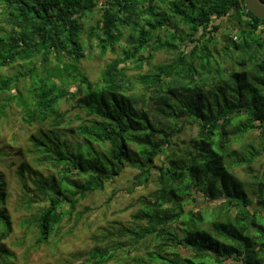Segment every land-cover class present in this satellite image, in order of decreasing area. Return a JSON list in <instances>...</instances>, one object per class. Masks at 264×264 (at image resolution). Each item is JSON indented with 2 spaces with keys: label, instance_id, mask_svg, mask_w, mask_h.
<instances>
[{
  "label": "trees",
  "instance_id": "16d2710c",
  "mask_svg": "<svg viewBox=\"0 0 264 264\" xmlns=\"http://www.w3.org/2000/svg\"><path fill=\"white\" fill-rule=\"evenodd\" d=\"M227 19L237 35L221 40L225 21L217 22ZM94 44L116 56L96 82L81 70ZM164 50L173 59L155 65ZM16 65L0 75V119L16 103L24 123L38 126L32 163L52 171L41 178L26 164L18 172L30 213L21 227L36 230L35 248L131 169L128 193L154 171L157 189L139 198L133 227L95 236L81 264H264V173L250 187L235 177L264 156V20L244 0H0V70ZM64 105L82 122L72 130L80 145L62 133L73 123ZM189 124L197 136L177 152ZM159 156L167 162L157 168ZM197 197L206 207L186 212ZM8 200L0 175V264L17 261L6 243Z\"/></svg>",
  "mask_w": 264,
  "mask_h": 264
},
{
  "label": "rangeland",
  "instance_id": "374dc122",
  "mask_svg": "<svg viewBox=\"0 0 264 264\" xmlns=\"http://www.w3.org/2000/svg\"><path fill=\"white\" fill-rule=\"evenodd\" d=\"M97 20L98 16H94L92 22L95 23ZM222 23L224 24L221 30V40H227V36L235 38L237 35L236 21L227 19L217 22V24ZM82 42L86 46L88 45L89 41L86 34L82 37ZM217 46L220 48L219 44ZM89 49L87 48V54L90 50L92 52L83 60L81 70L86 73L91 81L96 82L102 70L116 56L110 53L104 57L100 56L95 44L93 50ZM173 57V52L166 50L158 52L154 64L170 62ZM228 63L229 61H227ZM18 67L16 65L14 68H4L0 70V75H13L19 70ZM28 67L30 68V66ZM148 69L146 67L143 72ZM135 72L131 71L132 74H135ZM24 87L21 84L20 88L24 89ZM61 110L62 112L69 111V117L73 119V123L65 127L62 133L73 144L80 145V139L77 138V135L72 130L77 128L82 122L74 119L76 112L72 110L71 105H64ZM37 128V125L27 126L24 123L21 109L16 106V103H12L6 110L4 118L0 119V175L5 178L9 187L7 208L14 227L13 234L6 243L16 254V264H81V256H84L85 253L98 244L97 241L93 240L95 236L102 238L106 230L114 228L113 230L116 231L119 225L133 227L132 216L139 208L138 200L142 196L148 197L149 194L157 189L158 172L154 171L152 173L151 181L147 187H139L133 193H128L129 188L133 185L134 176L138 172L126 169L118 178L107 184L105 192L88 195L82 200L72 218L66 219L61 223L58 235L53 237L49 243L35 248L36 230L34 228L26 230L21 227L22 222L29 217L30 213L23 207L24 199L18 172L22 165L31 164L33 165L32 168L38 171L41 178L52 174V171L37 168L31 160L29 138L31 134L36 132ZM198 130L196 124L186 126L184 133L175 140L177 152L184 147V142H189L191 138L197 136ZM109 146L107 144L98 147V149L106 152ZM166 162L167 158L165 156H159L155 160V165L159 168ZM252 170L253 173L249 174L244 169H238L235 171V177L250 187L254 184L253 177L262 176L264 173V156L258 160ZM24 175L28 176V172L25 171ZM196 200V203H188L186 205V212L191 209L206 207L202 199L197 197ZM179 250L183 255H188L189 253L182 248ZM109 264L121 263L114 261ZM123 264L128 263L124 261Z\"/></svg>",
  "mask_w": 264,
  "mask_h": 264
},
{
  "label": "water",
  "instance_id": "95a60500",
  "mask_svg": "<svg viewBox=\"0 0 264 264\" xmlns=\"http://www.w3.org/2000/svg\"><path fill=\"white\" fill-rule=\"evenodd\" d=\"M244 3L255 17L264 20V4L260 0H244Z\"/></svg>",
  "mask_w": 264,
  "mask_h": 264
}]
</instances>
